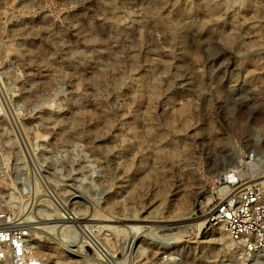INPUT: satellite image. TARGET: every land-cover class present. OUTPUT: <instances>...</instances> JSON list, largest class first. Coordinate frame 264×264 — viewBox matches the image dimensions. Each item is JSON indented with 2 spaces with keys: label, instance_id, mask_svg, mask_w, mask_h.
I'll return each instance as SVG.
<instances>
[{
  "label": "rangeland",
  "instance_id": "374dc122",
  "mask_svg": "<svg viewBox=\"0 0 264 264\" xmlns=\"http://www.w3.org/2000/svg\"><path fill=\"white\" fill-rule=\"evenodd\" d=\"M262 172L264 0H0V211L58 219L45 264H264L213 221Z\"/></svg>",
  "mask_w": 264,
  "mask_h": 264
},
{
  "label": "built area",
  "instance_id": "2783aa9c",
  "mask_svg": "<svg viewBox=\"0 0 264 264\" xmlns=\"http://www.w3.org/2000/svg\"><path fill=\"white\" fill-rule=\"evenodd\" d=\"M219 222L231 240L250 259L264 255V181L245 186L215 205ZM30 224L16 223L0 211V264H45L33 244ZM159 264H171L164 261Z\"/></svg>",
  "mask_w": 264,
  "mask_h": 264
},
{
  "label": "bare ground",
  "instance_id": "6f19581e",
  "mask_svg": "<svg viewBox=\"0 0 264 264\" xmlns=\"http://www.w3.org/2000/svg\"><path fill=\"white\" fill-rule=\"evenodd\" d=\"M236 173L233 170L229 171L228 173L223 175V178L226 181L236 180L237 179ZM237 176H238V174H237ZM261 178H264V172H262V174L260 176H258V175L253 176L251 179L252 180H258V179H261ZM237 181L238 180H236L235 182H237ZM220 191L222 192V196H225V198L228 195H230L229 194V190L227 188H222ZM187 200H188L187 201L188 202V206L184 207L185 209L183 211V214L181 215V218L179 219V221H181L182 224L181 225L179 224V225H176V226H171L174 231L175 230H179L178 232H176V234L180 233L179 235H182V236L183 235H187L189 233V231L191 229L195 228V227H199V228L202 227L205 224V222H206V220H199L198 217L196 216L195 212L193 211V199H187ZM214 215H215V213H214ZM214 220H215V218H213V221ZM58 222H59L58 219H47V220H45V222H41L40 221V223L30 222L32 225L33 224L34 225L35 224L38 225L37 227L36 226L32 227V225H30V226H31L32 230H37V231H39L41 233H44L46 235L51 236L52 233H56L58 231V225H60ZM39 224H40V226H39ZM50 224H52L53 227L50 226ZM214 224H215V227H216L217 230L222 229V227H221L222 225L219 222H216ZM70 229H71V227H70ZM69 232H70V234L72 233L71 230H69ZM69 238H71V235H70ZM35 244H37V243L35 242Z\"/></svg>",
  "mask_w": 264,
  "mask_h": 264
}]
</instances>
